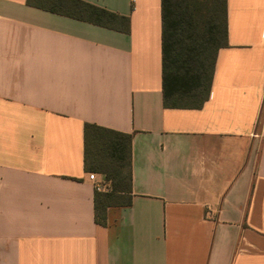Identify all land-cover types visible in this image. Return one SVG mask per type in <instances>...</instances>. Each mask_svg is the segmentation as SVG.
I'll return each mask as SVG.
<instances>
[{
  "label": "crops",
  "instance_id": "obj_1",
  "mask_svg": "<svg viewBox=\"0 0 264 264\" xmlns=\"http://www.w3.org/2000/svg\"><path fill=\"white\" fill-rule=\"evenodd\" d=\"M83 1L129 32L0 0V264H264V0H227L201 108L165 106L162 0ZM86 124L132 135L106 226Z\"/></svg>",
  "mask_w": 264,
  "mask_h": 264
},
{
  "label": "trees",
  "instance_id": "obj_2",
  "mask_svg": "<svg viewBox=\"0 0 264 264\" xmlns=\"http://www.w3.org/2000/svg\"><path fill=\"white\" fill-rule=\"evenodd\" d=\"M31 7L129 32L130 18L83 0H27ZM165 106L201 108L208 99L218 50L227 45V0H162ZM85 169L103 175L110 190L96 191L95 221L110 208L132 204V135L86 124Z\"/></svg>",
  "mask_w": 264,
  "mask_h": 264
},
{
  "label": "built area",
  "instance_id": "obj_3",
  "mask_svg": "<svg viewBox=\"0 0 264 264\" xmlns=\"http://www.w3.org/2000/svg\"><path fill=\"white\" fill-rule=\"evenodd\" d=\"M263 101H264V94H263ZM89 178H90L91 181H95L96 180V175L91 173V174H89ZM96 189H97V191H101V190H103V187H102V185L100 183H97L96 184Z\"/></svg>",
  "mask_w": 264,
  "mask_h": 264
},
{
  "label": "rangeland",
  "instance_id": "obj_4",
  "mask_svg": "<svg viewBox=\"0 0 264 264\" xmlns=\"http://www.w3.org/2000/svg\"><path fill=\"white\" fill-rule=\"evenodd\" d=\"M103 187V190L108 191L110 190L109 183L106 182L105 177L103 176L102 182L100 183Z\"/></svg>",
  "mask_w": 264,
  "mask_h": 264
}]
</instances>
